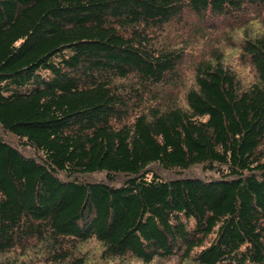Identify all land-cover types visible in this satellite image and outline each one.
<instances>
[{"label":"trees","instance_id":"trees-1","mask_svg":"<svg viewBox=\"0 0 264 264\" xmlns=\"http://www.w3.org/2000/svg\"><path fill=\"white\" fill-rule=\"evenodd\" d=\"M264 264V0H0V264Z\"/></svg>","mask_w":264,"mask_h":264},{"label":"rangeland","instance_id":"rangeland-1","mask_svg":"<svg viewBox=\"0 0 264 264\" xmlns=\"http://www.w3.org/2000/svg\"><path fill=\"white\" fill-rule=\"evenodd\" d=\"M35 264H45V263H43V262H36Z\"/></svg>","mask_w":264,"mask_h":264}]
</instances>
